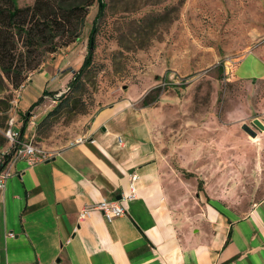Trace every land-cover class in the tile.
<instances>
[{
	"label": "rangeland",
	"instance_id": "obj_1",
	"mask_svg": "<svg viewBox=\"0 0 264 264\" xmlns=\"http://www.w3.org/2000/svg\"><path fill=\"white\" fill-rule=\"evenodd\" d=\"M104 1L95 69L83 76L79 98L49 115L47 125L38 127L82 61L97 4L89 6L79 37L68 45L18 46L14 57L26 73L19 86L0 64V161L14 147L4 134L9 120L18 130L28 109L22 104L27 87L41 101L28 109L22 139L51 151L81 135L101 105L124 91L138 97L154 87L150 96L156 93V99L147 109L166 193L185 214L200 208L197 195L202 205L246 214L264 197V129L252 137L240 124L253 117L264 122V79L234 78L231 67L264 42V0ZM46 77L50 90L43 92ZM29 95L26 90L25 99Z\"/></svg>",
	"mask_w": 264,
	"mask_h": 264
},
{
	"label": "crops",
	"instance_id": "obj_2",
	"mask_svg": "<svg viewBox=\"0 0 264 264\" xmlns=\"http://www.w3.org/2000/svg\"><path fill=\"white\" fill-rule=\"evenodd\" d=\"M231 74L264 79V42L246 50ZM50 82L46 77L41 90H50ZM125 92L91 116L81 134L85 140L31 165L23 159L6 163L0 264H264V197L236 217L216 204H200L201 195L193 214L177 208L159 180L145 92ZM36 98L27 87L23 106ZM131 173L137 174L136 195L124 203V214L109 220L93 210L79 220L86 203L127 191Z\"/></svg>",
	"mask_w": 264,
	"mask_h": 264
},
{
	"label": "trees",
	"instance_id": "obj_3",
	"mask_svg": "<svg viewBox=\"0 0 264 264\" xmlns=\"http://www.w3.org/2000/svg\"><path fill=\"white\" fill-rule=\"evenodd\" d=\"M94 2L97 4V11L88 30L87 49L83 60L69 80L68 89L54 98L57 100L55 105L40 121L38 127L42 124L47 125L49 115L63 107L71 106V101L79 98L76 92L85 86L83 76L95 69L92 58L96 46V32L98 20L104 13L106 3L104 0H33L31 3L19 5L16 0H0V64L14 87L19 86L26 78V73L21 74L20 61L14 57L18 46L22 44V48L26 49L46 43L54 50L57 46L68 45L79 37L88 8ZM153 90L154 87L142 97V104H148L156 99V93L150 96ZM43 92L47 90L44 89ZM40 101L41 95L30 103L28 109ZM28 109L23 112L22 124L18 130L19 139H22L27 125ZM11 153L3 154L0 171L4 169Z\"/></svg>",
	"mask_w": 264,
	"mask_h": 264
},
{
	"label": "built area",
	"instance_id": "obj_4",
	"mask_svg": "<svg viewBox=\"0 0 264 264\" xmlns=\"http://www.w3.org/2000/svg\"><path fill=\"white\" fill-rule=\"evenodd\" d=\"M9 126L4 131L5 136L9 140L10 143L14 144L13 150L11 151L9 161H14L16 159H23L27 164L31 165L40 161H44L49 159L54 151L44 149L32 143L30 140H23L18 138V130H15L12 126L13 119L9 120ZM86 137L84 135H78L70 140L67 144H72L74 142H80L85 140ZM117 143L122 142V138L120 135H116ZM8 176V171L3 169L0 171V192L5 188L6 185V177ZM137 179L136 173L130 174L129 181V189L127 191H123L119 198H102L99 201L88 202L83 205L78 212L79 220L86 218L91 211L100 210L104 214V216L111 220L112 218L122 215L125 213L126 208L124 203L134 198L136 195V183ZM10 235H14V232H9Z\"/></svg>",
	"mask_w": 264,
	"mask_h": 264
},
{
	"label": "water",
	"instance_id": "obj_5",
	"mask_svg": "<svg viewBox=\"0 0 264 264\" xmlns=\"http://www.w3.org/2000/svg\"><path fill=\"white\" fill-rule=\"evenodd\" d=\"M240 127L250 136L254 137L256 136L257 133L256 129L257 130L264 129V123L258 117H253L250 123L242 122L240 124Z\"/></svg>",
	"mask_w": 264,
	"mask_h": 264
}]
</instances>
